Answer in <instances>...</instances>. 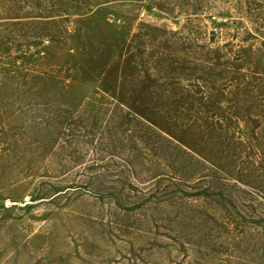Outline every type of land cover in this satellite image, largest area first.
Returning a JSON list of instances; mask_svg holds the SVG:
<instances>
[{"label":"rangeland","instance_id":"rangeland-1","mask_svg":"<svg viewBox=\"0 0 264 264\" xmlns=\"http://www.w3.org/2000/svg\"><path fill=\"white\" fill-rule=\"evenodd\" d=\"M0 264H264V0H0Z\"/></svg>","mask_w":264,"mask_h":264}]
</instances>
